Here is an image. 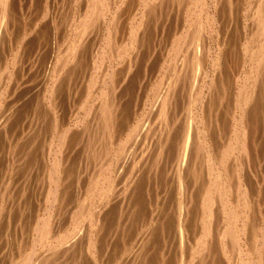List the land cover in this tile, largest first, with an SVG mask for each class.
<instances>
[{"label": "rangeland", "instance_id": "1", "mask_svg": "<svg viewBox=\"0 0 264 264\" xmlns=\"http://www.w3.org/2000/svg\"><path fill=\"white\" fill-rule=\"evenodd\" d=\"M127 1L105 0V6H103L105 10L101 13L100 5L97 4L102 3L103 0H5V9L2 8L4 13L0 14V264H21L22 261L23 264H186V262L188 264L192 262L193 264L207 262L208 264H236V261L237 264H243L246 259L247 264H255L257 259L256 264H262V261L264 262V256H262L264 255V236L261 235L262 232L264 234V60L261 59L262 57L264 59L262 56V53L264 54V0H129L131 1H128L129 4ZM91 2L97 5L95 8L97 7V14L100 15L99 21H96L98 15L96 14V17L95 14L90 13L91 10L89 11L90 6H93ZM130 7H133L134 11ZM88 13L94 17H91L90 22L86 21ZM85 16L86 19H84ZM81 18L84 19L82 22L86 23L78 25L81 23L79 22ZM104 18L107 20L105 21ZM116 19L118 21L115 22ZM84 24H87L85 29L82 28ZM74 28L79 29L75 31ZM77 33L84 34L78 36ZM72 36L76 37L72 39ZM197 36L200 38L195 41L194 38ZM119 37H122V40ZM190 38H193V42ZM71 40L73 41L70 44ZM196 44L200 45L196 46ZM178 55L179 57L181 55L183 63L179 57H176ZM192 57L194 62L190 60ZM257 61L258 65H256ZM69 63L72 64L69 65ZM198 65H201L200 68ZM196 68L199 70L198 73ZM95 69L97 72H94ZM192 77L196 79L193 80ZM160 82L162 84L158 85ZM166 85L169 87L164 89ZM171 86L173 89L170 88ZM154 93H156L155 97L152 95ZM120 95L122 101H119ZM102 96L105 98L103 101ZM159 97L161 100L157 99ZM192 99L198 101L195 102ZM102 102L107 103L109 109L106 107V110H103L100 106ZM162 107H165L164 111L161 110ZM242 115L245 117L242 118ZM101 116L103 120L100 119ZM118 120L119 126L116 123ZM245 123L248 124V129L246 125H242ZM98 124L99 127L96 126ZM130 127H133L132 131ZM100 134L106 140L101 138ZM61 136L62 141H65L60 142ZM239 139L245 140L246 143L245 141L241 143ZM69 141L72 142L71 145ZM247 150L248 153H246ZM226 151L229 155H224ZM63 156L64 158H61ZM206 157L208 160L205 159ZM57 160H60L61 164L58 165L60 167L55 165ZM114 168L117 169L114 170ZM214 169H218L216 170L218 173H214ZM209 179L214 182L211 183ZM54 180L57 181L56 185ZM91 182L103 192H99L100 189L95 184L96 188H93ZM110 183L114 190L110 187ZM247 184L248 186L250 184V187L246 186ZM56 190L59 198L57 195V198H53L52 194ZM208 195L212 199L210 197L209 199ZM52 198L55 202L53 204L49 200ZM200 199L203 200L202 203ZM101 204L103 206H100ZM210 213L214 215H209ZM92 216L96 218L94 223ZM97 217L102 219L98 222ZM213 218L214 221H212ZM43 223L49 226L47 227L51 232L48 230L47 236L40 237L42 227L38 226ZM245 225L253 229L248 230V227H244ZM226 226L227 229L221 228ZM98 227L104 230L100 232ZM74 228L75 231H73ZM245 233L248 238L245 237ZM248 233L252 237H249ZM203 235L209 239L212 238V241L208 239L207 243L204 242L207 238ZM53 237L58 238L57 241ZM227 237L231 244L226 240ZM44 238L46 239L43 240ZM244 238L249 241L250 246L246 243L247 241L244 242ZM215 239L216 243H214ZM34 240H36L35 243ZM199 242L201 243L197 244ZM58 243L63 244L61 246ZM244 243L247 244V249ZM196 244L197 248H195ZM208 247L212 250L206 249ZM191 249L194 251L191 252ZM236 249L240 250V253ZM53 251L56 255L52 253ZM214 252L217 261L213 259ZM42 253L46 257L50 254L54 257H50V260L45 259ZM212 254L213 258L210 257ZM202 256L207 258L203 259ZM200 257L207 262L201 261ZM241 257L244 261L241 259L238 262ZM44 259L45 262L48 260L50 262L45 263Z\"/></svg>", "mask_w": 264, "mask_h": 264}, {"label": "bare ground", "instance_id": "2", "mask_svg": "<svg viewBox=\"0 0 264 264\" xmlns=\"http://www.w3.org/2000/svg\"><path fill=\"white\" fill-rule=\"evenodd\" d=\"M6 1H7V0H6ZM97 1H100V0H97ZM104 1H105V0H103L102 3H98V2H97V3H98L97 5H100V11H101V13H102V11L105 10V9H104L105 7H103V6H105V5H104ZM112 1H113V0H112ZM128 1H129V0H128ZM128 1H127V3L129 4V2H131V1H129V2H128ZM132 1H135V0H132ZM150 1H151V0H150ZM165 1H166V0H165ZM165 1H164V2H165ZM174 1H175V0H174ZM184 1H185V0H184ZM192 1H194V0H192ZM197 1H198V0H197ZM204 1H205V0H204ZM83 2H84V1H83ZM94 2H96V1H94ZM114 2H115V1H114ZM114 2H113V3H114ZM141 2H142V1H141ZM164 2H163V3H164ZM261 2H262V1H261ZM8 3H9V2H8ZM47 3H48V2H47ZM91 3H93V2H91ZM113 3H112V4H113ZM151 3H152V2H151ZM197 3H198V2H197ZM206 3H207V2H206ZM214 3H215V2H214ZM4 4H5V0H0V14H1V15H2V13H4V11H3V9H5ZM105 4H106V3H105ZM114 4H115V3H114ZM142 4H143V2H142ZM147 4H148V3H147ZM204 4H205V3H204ZM207 4H209V3H207ZM211 4H212V2H211ZM263 4H264V3H263ZM48 5H49V4H48ZM97 5H96V3H95V4L93 3V6L91 5L90 8H89V11L91 10L90 13H91V14H95L94 16H96V14H97V9H96L97 7L95 8V6H97ZM118 5H119V4H118ZM118 5H117V6H118ZM145 5H146V2H145ZM153 5H154V4H153ZM180 5H181V4H180ZM196 5H197V4H196ZM214 5H215V4H214ZM214 5H212V6H214ZM106 6H107V4H106ZM151 6H152V4H151ZM157 6H158V5H157ZM170 6H171V5H170ZM182 6H184V5H182ZM194 6H195V5H194ZM197 6H198V5H197ZM200 6H201V4H200ZM209 6H210V5H209ZM259 6H260V5H259ZM57 7H58V6H57ZM87 7H88V4H87ZM108 7H109V6H108ZM119 7H120V6H119ZM123 7H124V6H123ZM133 7H134V6H133ZM133 7H130V8H132V10H133ZM153 7H154V6H153ZM205 7H206V6H205ZM216 7H217V6H216ZM2 8H3V9H2ZM19 8H20V7H19ZM121 8H122V6H121ZM121 8H120V9H121ZM145 8H146V7H145ZM148 8H149V6H148ZM172 8H173V7H172ZM176 8H178V7H176ZM189 8H190V7H189ZM192 8H194V7H192ZM256 8H257V7H256ZM65 9H66V8H65ZM107 9H108V8H107ZM120 9H119V10H120ZM122 9H123V8H122ZM122 9L120 10L121 12H122ZM195 9H196V7H195ZM207 9H208V8H207ZM211 9H213V8H211ZM9 10H10V9H9ZM15 10H16V9H15ZM76 10H77V9H76ZM145 10H146V9H145ZM184 10H185V9H184ZM199 10H201V9H199ZM215 10H216V9H215ZM261 10H262V9H261ZM24 11H25V10H24ZM85 11H86V10H85ZM107 11H108V10H107ZM116 11H117V10H116ZM133 11H134V10H133ZM147 11H148V10H147ZM151 11H152V10H151ZM190 11H191V10H190ZM192 11H193V9H192ZM201 11H202V10H201ZM11 12H12V11H11ZM46 12H47V11H45V13H46ZM131 12H132V11H131ZM263 12H264V11H263ZM86 13H87V12H86ZM90 13H88V15H87V16H88V17H87V20H86L87 22H90L89 20H92L91 17H93V16H92ZM107 13H108V12H107ZM114 13H116V12H114ZM117 13H118V12H117ZM124 13H125V12H124ZM137 13H138V12H137ZM200 13H201V12H200ZM258 13H260V11H259ZM99 14H100V12H99ZM105 14H106V13H105ZM135 14H136V13H135ZM152 14H153V13H152ZM192 14H193V13H192ZM219 14H220V13H219ZM252 14H253V13H252ZM1 15H0V17H1ZM9 15H10V14H9ZM85 15H86V14H85ZM97 15H98V14H97ZM108 15H109V13H108ZM144 15H145V13H144ZM187 15H188V14H187ZM254 15H255V13H254ZM83 16H84V15H83ZM83 16H82V17H83ZM102 16H103V15H101V17H102ZM142 16H143V14H142ZM142 16H141V17H142ZM145 16H146V15H145ZM150 16H151V15H150ZM192 16H194V15H192ZM203 16H204V15H203ZM209 16H210V15H209ZM43 17H44V16H43ZM96 17H97V16H96ZM113 17H114V16H113ZM199 17H200V16H199ZM225 17H226V16H225ZM14 18H15V17H14ZM79 18H80V17H79ZM79 18H78V19H79ZM93 18H94V17H93ZM99 18H100V15H98L96 21H97ZM127 18H128V17H127ZM130 18H131V20H132V17H130ZM142 18H144V17H142ZM188 18H190V17H188ZM192 18H193V17H192ZM195 18H198V17L195 16ZM202 18H203V17H202ZM260 18H261V17H260ZM84 19H86V16H85ZM84 19L81 18V21H79V22H81V23H78V21H77L78 25H80V24H82V23H86V22H82V20H84ZM104 19H105V18H104ZM110 19H111V18H110ZM190 19H191V18H190ZM207 19H209V18H207ZM212 19H213V18H212ZM250 19H251V14H250ZM261 19H262V18H261ZM102 20H103V19H102ZM106 20H107V19H105V21H106ZM120 20H121V19H120ZM128 20H129V19H128ZM199 20H200V19H199ZM253 20H255V18H254ZM262 20H263V19H262ZM9 21H10V20H9ZM67 21H68V20H67ZM96 21H95V22H96ZM98 21H99V20H98ZM100 21H101V20H100ZM116 21H118V20L116 19L115 22H116ZM208 21H209V20H208ZM211 21H213V20H211ZM211 21H210V22H211ZM216 21H217V20H216ZM75 22H76V21H75ZM101 22H102V21H101ZM126 22H127V21H126ZM142 22H143V21H142ZM142 22H141V23H142ZM200 22H201V21H200ZM73 23H74V22H73ZM73 23H72V24H73ZM98 23H99V22H98ZM105 23H106V22H105ZM110 23H111V22H110ZM119 23H120V22H119ZM138 23H140V21H139ZM197 23H199V21H198ZM201 23H203V22H201ZM205 23H206V22H205ZM208 23H209V22H208ZM213 23H215V22H213ZM1 24H3V23H1ZM33 24H34V23H33ZM72 24H71V25H72ZM94 24H95V23H94ZM94 24H93V25H94ZM120 24H121V23H120ZM129 24H130V23H129ZM188 24H189V23H188ZM69 25H70V24H69ZM73 25H74V24H73ZM99 25H100V23H99ZM99 25H98V26H99ZM108 25H109V24H108ZM113 25H114V24H113ZM115 25H116V24H115ZM124 25H125V23H124ZM126 25H127V23H126ZM131 25H133V24H131ZM190 25H191V24H190ZM190 25H189V26H190ZM205 25H206V24H205ZM208 25H209V24H208ZM261 25H262V24H261ZM1 26H2V25H1ZM34 26H35V25H34ZM65 26H66V25H65ZM74 26H75V25H74ZM81 26H82V25H81ZM81 26H80V27H81ZM96 26H97V25H96ZM116 26H117V25H116ZM122 26H123V25H122ZM147 26H148V25H147ZM197 26H198V24H197ZM197 26H196V27H197ZM202 26H203V25H202ZM35 27H36V26H35ZM75 27H76V26H75ZM80 27H79V28H80ZM86 27H87V24H84V25L82 26V28H84V29H85ZM102 27H103V26H102ZM102 27H101V28H102ZM204 27H205V26H204ZM255 27H256V26H255ZM258 27H259V26H258ZM70 28H71V27H70ZM79 28H78V29H79ZM89 28H90V27H89ZM92 28H93V26H92ZM92 28H91V29H92ZM94 28H95V27H94ZM108 28H109V27H108ZM123 28H124V27H123ZM205 28H207V27H205ZM231 28H232V27H231ZM261 28H262V26H261ZM71 29H72V28H71ZM74 29H75V31H78V29H76V28H74ZM119 29H120V27H119ZM133 29H134V28H133ZM138 29H139V28H138ZM189 29H190V27H189ZM193 29H194V28H193ZM262 29H263V28H262ZM82 30H83V29H82ZM88 30H89V29H88ZM112 30H114V28H113ZM120 30H121V29H120ZM120 30H119V31H120ZM124 30H125V29H124ZM141 30H142V29H141ZM190 30H191V29H190ZM196 30H197V28L195 29V32H196ZM73 31H74V30H73ZM80 31H81V28H80ZM80 31H79V32H80ZM98 31H99V30H98ZM121 31H123V30H121ZM128 31H129V30H128ZM131 31H132V30H131ZM142 31H143V30H142ZM255 31H256V30H255ZM82 32H83V31H82ZM87 32H88V31H87ZM195 32H194V33H195ZM219 32H220V30H219ZM73 33H74V32H73ZM112 33L114 34V32H112ZM118 33H119V32H118ZM131 33H132V32H131ZM144 33H145V32H144ZM188 33H190V32H188ZM204 33H205V32H204ZM204 33H203V34H204ZM23 34H24V33H23ZM45 34H46V33H45ZM81 34H82V33H80V34L78 35V33H77L78 36H80ZM83 34H84V33H83ZM83 34H82V35H83ZM113 34H112V35H113ZM138 34H139V33H138ZM191 34H193V33H191ZM203 34H202V35H203ZM205 34H207V33H205ZM74 35H75V34H74ZM108 35H110V34H108ZM174 35H175V34H174ZM67 36H68V35H67ZM175 36H176V35H175ZM182 36H183V35H182ZM182 36H181V37H182ZM199 36H200V34H199ZM199 36H197V38H194L195 41H196V39L200 38ZM11 37H12V36H11ZM75 37H76V36H75ZM75 37L72 36V39H74ZM126 37H127V36H126ZM179 37H180V36H178V38H179ZM186 37H187V36H186ZM186 37H185V39H186ZM195 37H196V36H195ZM202 37H204V35H203ZM256 37H257V36H256ZM106 38L108 39V37H106ZM109 38H110V37H109ZM111 38H112V36H111ZM119 38H120V37H119ZM121 38H122V37H121ZM121 38H120V39H121ZM204 38H205V37H204ZM81 39H82V38H81ZM83 39H84V38H83ZM190 39H191V38H190ZM190 39H189V40H190ZM192 39H193V38H192ZM192 39H191V40H192ZM202 39H203V38H202ZM213 39H214V38H213ZM78 40H79V39H78ZM84 40H85V39H84ZM115 40L118 41V39H115ZM121 40H122V39H121ZM173 40H174V39H173ZM173 40H172V41H173ZM178 40H179V39H178ZM181 40H182V39H181ZM205 40H207V39H205ZM205 40H204V41H205ZM5 41H6V40H5ZM72 41H73V40H71L69 43L71 44ZM79 41H80V40H79ZM82 41H83V40H82ZM82 41H81V42H82ZM117 41H116V43H117ZM119 41H120V40H119ZM201 41H202V40H201ZM220 41H221V40H220ZM252 41H253V40H252ZM22 42H23V41H22ZM81 42H80V43H81ZM108 42H109V41H108ZM113 42L115 43V41H113ZM175 42H176V39H175ZM177 42H178V41H177ZM179 42H180V41H179ZM183 42H185V41H183ZM192 42H193V40H192ZM192 42H191V43H192ZM205 42H206V41H205ZM205 42H204V43H205ZM246 42H247V41H246ZM258 42H259V41H258ZM80 43H79L78 45H80ZM139 43H140V42H139ZM194 43H195V42H194ZM196 43H197V42H196ZM211 43H212V42H211ZM219 43H220V42H219ZM104 44H105V43H104ZM112 44H113V43H111V45H112ZM134 44H135V43H134ZM140 44H141V43H140ZM172 44H173V43H172ZM176 44H177V43H176ZM38 45H39V44H38ZM75 45H76V44H75ZM78 45H77V46H78ZM82 45H83V44H82ZM109 45H110V44H109ZM114 45H116V44H114ZM119 45H120V43H119ZM170 45H171V44H170ZM173 45H175V44H173ZM173 45H172V46H173ZM197 45H200V44H196V46H197ZM245 45H246V44H245ZM73 46H74V44H73ZM117 46H118V45H117ZM117 46H116V47H117ZM121 46H122V45H121ZM178 46H179V45H178ZM188 46H189V45H188ZM192 46H193V45H191V47H192ZM203 46H204V45H203ZM203 46H202V48H204ZM255 46H256V45H255ZM262 46H263V45H262ZM21 47H22V46H21ZM109 47H110V46H109ZM122 47H123V46H122ZM176 47H177V46H176ZM181 47H183V45H182ZM189 47H190V46H189ZM199 47H200V46H199ZM206 47H207V46H206ZM206 47H205V48H206ZM63 48H64V47H63ZM73 48H74V47H73ZM101 48H103V47H101ZM106 48H107V47H106ZM120 48H121V47H120ZM169 48H170V47H169ZM195 48H196V47H195ZM195 48H193V49L191 48V49L194 50ZM200 48H201V47H200ZM257 48H258V47H257ZM69 49H70V47H69ZM71 49H72V48H71ZM76 49H77V48H76ZM79 49H80V48H79ZM79 49H78V50H79ZM108 49H109V48H108ZM113 49H115V48H113ZM129 49H131V48H129ZM174 49H176V48H174ZM197 49H198V47H197ZM253 49H254V48H253ZM186 50H187V49H186ZM207 50H208V49H207ZM114 51L116 52V49H115ZM175 51H176V50H175ZM76 52H77V51H76ZM111 52H112V51H111ZM133 52H134V51H133ZM181 52H182V51H181ZM181 52H180V53H181ZM17 53H18V52H17ZM70 53H71V52H70ZM77 53H78V52H77ZM178 53H179V52H178ZM186 53H187V52H186ZM101 54H102V53H101ZM108 54H109V53H108ZM110 54H112V53H110ZM184 54H185V52H184ZM195 54H197V53H195ZM255 54H256V53H255ZM63 55H64V54H63ZM73 55H74V54H73ZM105 55H106V54H105ZM133 55H134V54H133ZM175 55H176V54H175ZM16 56H17V55H16ZM76 56H77V55H76ZM80 56H81V55H80ZM108 56H110V55H108ZM113 56H114V55H113ZM173 56H174V54H173ZM185 56H186V55H185ZM185 56H184V57H185ZM262 56H264L263 53H262ZM262 56H261V57H262ZM66 57H67V56H66ZM66 57H65V59H66ZM73 57H75V56H73ZM78 57H79V56H78ZM104 57H105V56H104ZM116 57H117V56H116ZM170 57H171V56H170ZM176 57H179V55L176 56ZM180 57H181V55H180ZM180 57H179V58H180ZM223 57H225V56H223ZM76 58H77V57H76ZM76 58H75V59H76ZM79 58H80V57H79ZM182 58H183V57H182ZM194 58H195V57H194ZM253 58H254V57H253ZM61 59H62V58H61ZM201 59H202V58H201ZM68 60H69V58H68ZM102 60H103V59H102ZM169 60H170V59H169ZM174 60H176V59L174 58ZM178 60H179V59H178ZM180 60H181V58H180ZM183 60H184V59H183ZM186 60H187V59H186ZM190 60L193 61V57H192V59H190ZM194 60H195V59H194ZM249 60H250V59H249ZM261 60H262V61L264 60L263 57H262ZM195 61H198V60H195ZM66 62H67V61H66ZM167 62H168V61H167ZM167 62H166V64H167ZM181 62L183 63L184 61L181 60ZM193 62H194V61H193ZM60 63H61V62H60ZM63 63H64V62H63ZM63 63H62V66H63ZM200 63H201V60H200ZM202 63H203V62H202ZM221 63H222V62H221ZM221 63H220V64H221ZM70 64H72V63H69V65H70ZM81 64H82V63H81ZM223 64H224V63H223ZM223 64H222V65H223ZM255 64H256V62H255ZM183 65H184V64H183ZM209 65H210V64H209ZM218 65H219V64H218ZM226 65H227V64H226ZM256 65H258V61H257V64H256ZM256 65H255V68H256ZM262 65H263V63H262ZM58 66H59V64H58ZM126 66H127V65H126ZM179 66H180V65H179ZM200 66H201V65H200ZM200 66L198 65L199 68H200ZM18 67H19V66H18ZM167 67H168V66H167ZM174 67H175V66H174ZM251 68H252V67H251ZM52 69H53V68H52ZM67 69H68V68H67ZM75 69H76V68H75ZM174 69H175V68H174ZM181 69H182V68H181ZM197 69H198V68H196V70H197ZM218 69H219V68H218ZM257 69H260V68L257 67ZM6 70H7V69H6ZM14 70H15V69H14ZM41 70H42V69H41ZM54 70H55V69H54ZM59 70H60V69H59ZM68 70H69V69H68ZM110 70H112V69H110ZM172 70H173V69H172ZM183 70H184V69H183ZM186 70H187V69H186ZM55 71H56V70H55ZM69 71H70V70H69ZM69 71H68V72H69ZM105 71H106V69H105ZM120 71H121V70H120ZM177 71H178V70H177ZM181 71H182V70H181ZM184 71H185V70H184ZM198 71H199V70H197L196 72L198 73ZM250 71H251V70H250ZM254 71H256V70H254ZM58 72H59V71H58ZM58 72H57V73H58ZM94 72H97L96 69H95ZM126 72H127V70H126ZM173 72H174V71H173ZM196 72H194V73H196ZM256 72H257V71H256ZM259 72H260V71H259ZM52 73H53V72H51V74H52ZM110 73H111V71H110ZM134 73H135V72H134ZM170 73H171V72H170ZM175 73H177V72H175ZM175 73H173V74H175ZM250 73H251V72H250ZM45 74H46V73H45ZM60 74H61V73H60ZM60 74H59V75H60ZM64 74H65V73H64ZM177 74H178V73H177ZM180 74H181V72H180ZM213 74H214V73H213ZM248 74H249V73H248ZM73 75H74V74H73ZM77 75H78V74H77ZM95 75H97V74H95ZM105 75H106V74H105ZM109 75H110V74H109ZM114 75H115V73H114ZM178 75H179V74H178ZM195 75H196V74H195ZM197 75H198V74H197ZM218 75H219V74H218ZM255 75H256V73H255ZM12 76H13V75H12ZM64 76H65V75H64ZM81 76H82V75H81ZM91 76H92V75H91ZM103 76H104V75H103ZM103 76H101V77L103 78ZM111 76H112V75H111ZM207 76H208V75H207ZM257 76H258V75H257ZM57 77H58V76H57ZM165 77H166V76H165ZM214 77H215V76H214ZM222 77H223V76H222ZM24 78H25V77H24ZM49 78H50V77H49ZM97 78H98V77H97ZM109 78H110V77H109ZM112 78H113V77H112ZM121 78H122V77H121ZM125 78H126V77H125ZM168 78H169V77H168ZM170 78H171V77H170ZM170 78H169V79H170ZM175 78H176V77H175ZM189 78H190V77H189ZM192 78H193V77H192ZM210 78H211V77H210ZM210 78H209V79H210ZM51 79H52V78H51ZM95 79H96V78H95ZM99 79H101V78H99ZM171 79H172V78H171ZM195 79H196V78H195ZM195 79L193 78V80H195ZM211 79H212V78H211ZM211 79H210V80H211ZM220 79H221V76H220ZM220 79H219V81H220ZM253 79H254V78H253ZM253 79H252V80H253ZM256 79H257V78H256ZM107 80H108V78H107ZM210 80H209V81H210ZM216 80H217V79H216ZM37 81H38V80H37ZM54 81H55V80H54ZM99 81H100V80H99ZM103 81H104V80H103ZM105 81H106V79H105ZM211 81H212V80H211ZM242 81H243V80H242ZM254 81H255V80H254ZM93 82H94V81H93ZM119 82H120V81H119ZM121 82H123V81H121ZM163 82H164V80H163ZM175 82H176V81H175ZM175 82H174V83H175ZM190 82H191V81H190ZM190 82H189V84H190ZM213 82H214V80H213ZM213 82H212V84H214ZM252 82H253V81H252ZM260 82H261V81H260ZM45 83H46V82H45ZM99 83H100V82H99ZM101 83H102V82H101ZM101 83H100V84H101ZM115 83H116V81H115ZM171 83H172V81H171ZM193 83H195V81H194ZM203 83H204V82H203ZM47 84H48V83H47ZM47 84H46V85H47ZM52 84H53V83H52ZM108 84H109V83H108ZM108 84H107V85H108ZM112 84H113V83H112ZM120 84H122V83H120ZM160 84H162V83L160 82L158 85H160ZM163 84H164V83H163ZM212 84H211V85H212ZM55 85H56V84H55ZM89 85H90V84H89ZM105 85H106V84H105ZM158 85H157V89H158ZM167 85H168V84H167ZM167 85H166V86H167ZM170 85H171V84H170ZM172 85H173V84H172ZM176 85H177V82H176ZM176 85H174V86H176ZM192 85H193V84H192ZM49 86H52V85H49ZM56 86H57V85H56ZM250 86H251V85H250ZM159 87H160V86H159ZM163 87H164V86H163ZM168 87H169V86L164 87V89H166V88H168ZM211 87H212V86H211ZM213 87H214V86H213ZM241 87H242V86H241ZM248 87H249V86H248ZM49 88H50V87H49ZM49 88H48V89H49ZM51 88H53V87H51ZM60 88H61V87H60ZM92 88H93V86H92ZM92 88H90V89H92ZM108 88H109V87H108ZM115 88H116V87H115ZM170 88H172V86H171ZM170 88H169V89H170ZM193 88H194V87H193ZM208 88H209V87H208ZM238 88H239V87H238ZM26 89H27V88H26ZM103 89H104V88H103ZM105 89H106V88H105ZM110 89H111V88H110ZM116 89H118V88H116ZM172 89H173V88H172ZM212 89H213V88H212ZM240 89H241V88H240ZM255 89H256V88H255ZM255 89H254V90H255ZM44 90H45V89H44ZM49 90H50V89H49ZM54 90H55V89H54ZM176 90H177V89H176ZM214 90H215V89H214ZM221 90H222V89H221ZM254 90H253V91H254ZM31 91H32V90H31ZM31 91H30V92H31ZM51 91H53V90L51 89ZM51 91H50V92H51ZM105 91H106V90H105ZM107 91H108V90H107ZM118 91H119V90H118ZM118 91H116V92H118ZM122 91H124V90H122ZM159 91H160V90H159ZM166 91H167V90H166ZM169 91H170V90H169ZM251 91H252V90H251ZM253 91H252V92H253ZM15 92H16V91H15ZM120 92H121V91H120ZM146 92H147V91H146ZM152 92H153V91H152ZM170 92H171V91H170ZM175 92H176V91H175ZM245 92H246V91H245ZM248 92H249V91H248ZM254 92H255V91H254ZM28 93H29V92H28ZM52 93H53V92H52ZM112 93H113V92H112ZM118 93H119V92H118ZM118 93H117V94H118ZM156 93H157V92H156ZM156 93H154V94H152V95H154V97H155V96H156V95H155ZM160 93H162V91H161ZM160 93H159V94H160ZM163 93H164V92H163ZM168 93H169V92H168ZM168 93H167V94H168ZM172 93H173V90H172ZM172 93H170V94L172 95ZM177 93H178V92H177ZM192 93H193V92H192ZM114 94H115V91H114ZM134 94H135V93H134ZM159 94H157V95L161 97V95H159ZM170 94H169V95H170ZM175 94H176V93H175ZM256 94H257V93H256ZM50 95H51V93H50ZM55 95H56V93H55ZM100 95H101V94H99V96H100ZM115 95H116V94H115ZM115 95H114V96H115ZM162 95H163V94H162ZM193 95H194V94H193ZM209 95H210V94H209ZM249 95H250V94H249ZM254 95H255V94H254ZM33 96H34V95H33ZM43 96H44V95H43ZM43 96H42V97H43ZM93 96H94V95H92V97H93ZM105 96H106V95H104V97H105ZM120 96H121V95H120ZM125 96H126V94H125ZM165 96H167V95L165 94ZM195 96H196V95H195ZM198 96H199V95H198ZM255 96H256V95H255ZM34 97H35V96H34ZM88 97H89V96H88ZM111 97H112V95H111ZM154 97H153V98H154ZM160 97L157 98V99H158V100H161ZM211 97H212V96H211ZM247 97H249V96L247 95ZM43 98H44V97H43ZM52 98H53V97H52ZM54 98H55V97H54ZM56 98H58V97H56ZM56 98H55V99H56ZM114 98H115V97H114ZM164 98H165V97H164ZM178 98H179V97H178ZM178 98H177V99H178ZM196 98H197V97H196ZM199 98H200V97H199ZM212 98H213V97H212ZM241 98H242V97H241ZM97 99H98V98H97ZM99 99H100V98H99ZM103 99H105V98H103V96H102V101H103ZM106 99H107V98H106ZM112 99H113V98H112ZM116 99L118 100L117 97H116ZM185 99H186V98H185ZM244 99H245V98H244ZM249 99H250V98H249ZM38 100H39V99H38ZM108 100H109V99H108ZM120 100L122 101V96H121V99H119V101H120ZM133 100H134V99H133ZM153 100H154V99H153ZM174 100L176 101V99H174ZM174 100H172V101H174ZM193 100L195 101V99H192V101H193ZM12 101H13V100H12ZM83 101H84V100H83ZM112 101H113V100H112ZM177 101H178V100H177ZM197 101H198V100H196L195 102H197ZM249 101H250V100H249ZM105 102H106V100H105ZM105 102H104V103L102 102L103 104L100 105L101 108H103V110H106V107H107V103H105ZM110 102H111V101H110ZM154 102H155V101H154ZM163 102H164V101H163ZM190 102H191V101H190ZM195 102H194V104H195ZM204 102H205V101H204ZM243 102H244V101H243ZM246 102H247V101H246ZM246 102H244V103H246ZM256 102H257V101H256ZM166 103H167V102H166ZM169 103H171V102H169ZM187 103H188V102H187ZM9 104L11 105V103H9ZM97 104H98V102H97ZM104 104H105V105H104ZM119 104H120V103H119ZM157 104H158V103H157ZM161 104H162V103H161ZM173 104H174V103H173ZM10 105H7V106H10ZM13 105H14V104H13ZM13 105H12V106H13ZM46 105H47V104H46ZM95 105H96V104H95ZM120 105H122V104H120ZM120 105H119V106H120ZM144 105H145V104H144ZM169 105H170V104H169ZM263 105H264V104H263ZM55 106H56V105H55ZM61 106H62V105H61ZM81 106H82V105H81ZM96 106H97V105H96ZM159 106H160V105H159ZM180 106H181V105H180ZM197 106H198V105H197ZM249 106H250V105H249ZM35 107H36V106H35ZM167 107H168V106H167ZM191 107H192V106H191ZM79 108H80V107H79ZM162 108H163V109H161V110L164 111V108H165V107H162ZM6 109H7V108H6ZM97 109H98V108H97ZM107 109H109V108L107 107ZM113 109H114V107H113ZM115 109H117V107H116ZM170 109H171V108H170ZM187 109H188V108H187ZM250 109H251V108H250ZM36 110H37V109H36ZM99 110H100V109H99ZM123 110H124V109H123ZM135 110H136V109H135ZM142 110H143V109H142ZM242 110H244V109H242ZM258 110H259V109H258ZM11 111H12V110H11ZM73 111H74V110H73ZM97 111H98V110H97ZM110 111H111V110H110ZM115 111H116V110H115ZM115 111H114V113H116ZM118 111H119V110H118ZM168 111H169V110H168ZM228 111H229V110H228ZM239 111H241V110H239ZM40 112H41V111H40ZM68 112H69V111H68ZM108 112H109V111H108ZM112 112H113V111H112ZM112 112H111V113H112ZM121 112H122V111H121ZM123 112H124V111H123ZM146 112H147V111H146ZM165 112H166V111H165ZM165 112H164V113H165ZM118 113H119V112H118ZM124 113H125V112H124ZM160 113H161V112H160ZM162 113H163V112H162ZM169 113H170V112H169ZM210 113H211V112H210ZM231 113H232V112H231ZM244 113H245V112H243V114H244ZM261 113H262V112H261ZM13 114H14V113H13ZM101 114H102V112H101ZM103 114H104V113H103ZM112 114H113V113H112ZM121 114H122V113H121ZM153 114H154V113H153ZM253 114H254V113H253ZM5 115H6V114H5ZM124 115H125V114H124ZM238 115H239V114H238ZM38 116H39V115H38ZM44 116H45V115H44ZM110 116H111V115H110ZM158 116H160V115H158ZM165 116H166V115H165ZM242 116H243V115H242ZM65 117H66V116H65ZM98 117H99V116H98ZM105 117H106V116H105ZM167 117H168V115H167ZM188 117H189V116H188ZM203 117H205V116H203ZM244 117H245V116H243L242 118H244ZM249 117H250V116H249ZM111 118H112V116H111ZM141 118H142V117H140V119H141ZM151 118H152V117H151ZM239 118H240V117H239ZM254 118H255V117H254ZM95 119H96V118H95ZM97 119H98V118H97ZM100 119L103 120V119H102V116H101ZM164 119H166V118H164ZM168 119H169V118H168ZM1 120H2V119H1ZM38 120H39V119H38ZM108 120H109V118H108ZM108 120H107V121H108ZM123 120H124V119H123ZM162 120H163V119H162ZM166 120H167V119H166ZM240 120L242 121L241 118H240ZM244 120H245V119H244ZM107 121H106V122H107ZM121 121H122V120H121ZM138 121L140 122L139 119H138ZM141 121H142V120H141ZM150 121H151V120H150ZM169 121H170V120H169ZM196 121H197V120H196ZM246 121H247V119H246ZM110 122H111V121H110ZM110 122H108V123H110ZM122 122H123V121H122ZM130 122H131V121H130ZM130 122H129V123L127 122V123L130 124ZM147 122H148V121H147ZM194 122H195V121H194ZM235 122H236V121H235ZM238 122H239V121H238ZM243 122H244V121H243ZM33 123H34V122H33ZM116 123H118V126H119V120H118ZM132 123H133V122H132ZM163 123H164V122H163ZM1 124H4V123H1ZM102 124H103V123H102ZM122 124L124 125V122H123ZM140 124H141V128H142V123H140ZM144 124H145V123H144ZM202 124H203V123H202ZM239 124H240V123H239ZM250 124H251V123H250ZM100 125H101V124H100ZM105 125H106V124H105ZM123 125H122V126H123ZM166 125H167V123H166ZM195 125H196V124H195ZM195 125H194V126H195ZM242 125H246V128H247V126H248L247 123L242 124ZM257 125H258V124H257ZM30 126H31V125H30ZM96 126L99 127V124L96 125ZM111 126H112V125H111ZM116 126H117V125H116ZM126 126H127V125H126ZM194 126H192V127H194ZM203 126H204V125H203ZM207 126H208V125H207ZM238 126H239V125H238ZM1 127H2V126H1ZM100 127H101V126H100ZM114 127H115V126H114ZM123 127H125V125H124ZM139 127H140V126H139ZM143 127L146 128V126H143ZM167 127H168V126H167ZM177 127H178V126H177ZM185 127H186V126H185ZM234 127H235V126H234ZM101 128H103V126H102ZM132 128H133V127H132ZM132 128L130 127V131H132ZM159 128H160V127H159ZM186 128H187V127H186ZM196 128H197V127H196ZM239 128H240V127H239ZM243 128H244V127H243ZM246 128H245V129H246ZM248 128H249V127H248ZM248 128H247V129H248ZM256 128H257V127H256ZM95 129H96V128H95ZM95 129H94V131H95ZM103 129H104V128H103ZM108 129H109V128H108ZM111 129H112V128H110V130H111ZM134 129H135V128H134ZM134 129H133V130H134ZM139 129H140V128H139ZM146 129H147V128H146ZM148 129H149V128H148ZM148 129H147V130H148ZM194 129H195V128H194ZM197 129H198V128H197ZM241 129H242V127H241ZM247 129H246V130H247ZM251 129H253V128L251 127ZM118 130H119V129H118ZM140 130H141V129H140ZM184 130H186V129H184ZM190 130H191V129H190ZM201 130H202V129H201ZM84 131H85V129H84ZM101 131L103 132L102 129H101ZM112 131H113V129H112ZM120 131H121V129H120ZM134 131H135V130H134ZM134 131H133V132H134ZM166 131H167V130H166ZM171 131H172V129H171ZM177 131H178V130H177ZM179 131H180V129H179ZM192 131H195V130H192ZM198 131H199V129H198ZM212 131H213V130H212ZM242 131H243V129H242ZM242 131H241V132H242ZM251 131H252V130H250V132H251ZM99 132H100V131H99ZM143 132H144V131H143ZM148 132H149V131H148ZM161 132H162V131H161ZM103 133H104V132H103ZM108 133H109V132H108ZM125 133H126V132H125ZM144 133H145V132H144ZM163 133H164V132H163ZM198 133H199V132H198ZM198 133H197V134H198ZM235 133H236V132H235ZM238 133H239V132H238ZM243 133H244V132H243ZM243 133H241V134H243ZM28 134H29V133H28ZM101 134H102V133H101ZM101 134H100V135H101ZM132 134H133V133H132ZM142 134H143V133H142ZM188 134H189V133H188ZM232 134H233V133H232ZM241 134H240V135H241ZM61 135H63V133H61ZM114 135H116V133H114ZM114 135H113V136H114ZM126 135H127V134H126ZM144 135H145V134H144ZM148 135H149V134H148ZM181 135H182V134H181ZM195 135H196V134H195ZM224 135H225V134H224ZM236 135H237V134H236ZM69 136H70V135H69ZM127 136H128V135H127ZM127 136H126V139H127ZM212 136H213V135H212ZM26 137H27V136H26ZM102 137H103V135H101V138H102ZM128 137H129V136H128ZM140 137H141V136H140ZM157 137H158V136H157ZM235 137H236V136H235ZM245 137H246V136H245ZM250 137H251V136H250ZM60 138H61V139H59V140H60V142H61V141H62V136H61ZM63 138H65V137H63ZM73 138H74V137H73ZM89 138H91V137H89ZM103 138H105V137H103ZM112 138H113V137H112ZM112 138H111V139H112ZM117 138H118V137H117ZM133 138H134V136H133ZM195 138H196V137H195ZM204 138H205V137H204ZM217 138H218V137H217ZM241 138L243 139V138H244V135H243ZM114 139H115V138H114ZM144 139H145V138H144ZM157 139H158V138H157ZM192 139H193V138H192ZM242 139H239V140L242 141L241 143H244L243 141H245V140H242ZM246 139H247V137H246ZM100 140H102V139H100ZM105 140H106V138H105ZM105 140H104V141H105ZM116 140H117V139H116ZM118 140H119V139H118ZM128 140H129V139H128ZM167 140H168V139H167ZM63 141H65V140H63ZM63 141H62V142H63ZM72 141H73V140H72ZM122 141H123V140H122ZM188 141H189V140H188ZM198 141H200V140H198ZM105 142H106V144H108L107 141H105ZM110 142H111V141H110ZM114 142H115V141H114ZM126 142H127V141H126ZM126 142H124V144H125ZM185 142H186V141H185ZM204 142H206V141H204ZM248 142H249V141H247V143H248ZM69 143H70V141H69ZM76 143H77V142H76ZM111 143H112V142H111ZM111 143H110V144H111ZM122 143H123V142H122ZM127 143H128V142H127ZM130 143H131V142H130ZM197 143H198V142H197ZM227 143H228V142H227ZM237 143H238V140H237ZM245 143H246V141H245ZM71 144H72V142L70 143V145H71ZM110 144H109V145H110ZM116 144H117V143H116ZM202 144H203V143H202ZM238 144H239V143H238ZM61 145H62V143H61ZM185 145H186V143H185ZM197 145H198V144H197ZM226 145H227V144H226ZM228 145H229V144H228ZM240 145H241V144H240ZM245 145H246V144H245ZM29 146H30V145H29ZM112 146H113V143H112ZM160 146H161V144H160ZM179 146H180V145H179ZM235 146H236V145H235ZM242 146H243V144H242ZM246 146H247V145H246ZM90 147H91V146H90ZM187 147H188V146H187ZM59 148H61V147H59ZM119 148H120V147H119ZM119 148H118V149H119ZM159 148H160V147H159ZM166 148H168V147H166ZM169 148H170V147H169ZM207 148H208V146H207ZM61 149H62V148H61ZM178 149H179V148H178ZM198 149H199V148H198ZM224 149H225V148H224ZM227 149H229V148H227ZM249 149H250V147H249ZM252 149H253V148H252ZM8 150H9V148H8ZM64 150H65V149H64ZM66 150H67V149H66ZM68 150H69V149H68ZM124 150H125V149H124ZM240 150H241V149H240ZM71 151H72V150H71ZM131 151H132V150H131ZM176 151H177V150H176ZM234 151H235V149H234ZM244 151H245V150H244ZM244 151H243L242 153H243V155L245 156L246 154H244ZM31 152H32V151H31ZM116 152H118V151H116ZM226 152H227V151H226ZM229 152H230V150H229ZM110 153H111V152H110ZM125 153H126V152H125ZM129 153H130V152H129ZM152 153H153V152H152ZM180 153H181V152H180ZM209 153H210V152H209ZM221 153H222V152H221ZM223 153H225V152H223ZM239 153H240V152H239ZM246 153H248V150H247ZM65 154H66V153H65ZM90 154H91V153H90ZM112 154H113V153H112ZM114 154H115V152H114ZM119 154H120V153H119ZM123 154H124V153H123ZM200 154H201V153H200ZM200 154H199V155H200ZM202 154H203V153H202ZM227 154H228V152H227L226 154H224V155H227ZM61 155H62V154H61ZM61 155H60V156H61ZM117 155H118V154H117ZM209 155H210V154H209ZM228 155H229V154H228ZM243 155H242V156H243ZM21 156H22V155H21ZM68 156H69V155H68ZM110 156H111V155H110ZM118 156H119V155H118ZM124 156L126 157V154H125ZM222 156H223V155H222ZM233 156H234V155H233ZM108 157H109V156H108ZM115 157H117V156H115ZM178 157H179V156H178ZM184 157H185V156H184ZM184 157H183V158H184ZM216 157H217V155H216ZM223 157H226V156H223ZM46 158H47V157H46ZM61 158H64V156L61 157ZM65 158H66V157H65ZM113 158H114V157H113ZM118 158H120V157H118ZM207 158H208V157H206L205 159H207ZM107 159L110 160V158H107ZM115 159H116V158H115ZM210 159H211V158H210ZM210 159H209V160H210ZM217 159H218V158H217ZM66 160H67V159H66ZM116 160H117V159H116ZM116 160L114 161L115 164H117V163H116ZM155 160H156V159H155ZM182 160H183V159H182ZM207 160H208V159H207ZM211 160H212V159H211ZM211 160H210V161H211ZM220 160H221V159H219V161H220ZM232 160H233V159H232ZM23 161H24V160H23ZM59 161H60V160H59ZM59 161L57 160V163H55V165H56L57 167H60V166H58L59 164H61ZM102 161H104V160H102ZM110 161H111V160H110ZM110 161H109V162H110ZM118 161H119V159H118ZM123 161H124V160H123ZM175 161H176V160H175ZM189 161H190V160H189ZM58 162H59V163H58ZM90 162H91V161H90ZM99 162H100V161H99ZM107 162H108V161H107ZM121 162H122V161H121ZM137 162H138V161H137ZM181 162H182V161H181ZM206 162H207V161H206ZM206 162H205V163H206ZM220 162H221V161H220ZM232 162H233V161H232ZM103 163H104V162H103ZM110 163H112V162H110ZM118 163H119V162H118ZM147 163H148V162H147ZM147 163H146V164H147ZM211 163H212V161H211ZM222 163H223V162H222ZM226 163H227V162H226ZM115 164H114V165H115ZM141 164H142V163H141ZM178 164H179V162H178ZM178 164H177V165H178ZM181 164H182V163H181ZM209 164H210V163H209ZM220 164H221V163H220ZM243 164H244V163H243ZM55 165H54V166H55ZM65 165H66V164H65ZM109 165H111V164H109ZM254 165H255V164H254ZM54 166H53V167H54ZM56 166H55V167H56ZM105 166H106V165H105ZM227 166H228V165H227ZM55 167L53 168L54 172H56V171H55V169H56ZM62 167L64 168V165H63ZM62 167H61V168H62ZM65 167H66V166H65ZM99 167H100V166H99ZM102 167H103V166H102ZM106 167H107V166H106ZM174 167H175V166H174ZM182 167H183V166H182ZM218 167H219V166H218ZM236 167H237V166H236ZM29 168H30V167H29ZM108 168H109V166H108ZM112 168H113V167H112ZM117 168H118V167H117ZM117 168H116V169H117ZM227 168H229V167H227ZM232 168H233V167H232ZM252 168H253V167H252ZM116 169L114 168V170H116ZM179 169H180V168H179ZM240 169H241V168H240ZM25 170H26V169H25ZM114 170L112 171L113 173H114ZM181 170H182V169H181ZM216 170H218V169H214V170H213L214 173H218V171L216 172ZM225 170H226V169H224V171H225ZM64 171H65V170H64ZM64 171L62 172L63 174L65 173ZM106 171H107V170H106ZM210 171H211V170H210ZM219 171H220V170H219ZM224 171H222V172H224ZM57 172H58V171H57ZM101 172H102V171H100V173H101ZM104 172H105V171H104ZM107 172L110 173L109 171H107ZM112 172H111V173H112ZM235 172H236V170H235ZM51 173H52V172H51ZM58 173H59V172H58ZM62 173H61V174H62ZM68 173H69V172H68ZM220 173H221V172H220ZM29 174H30V173H29ZM47 174H48V173H47ZM97 174H99V173H97ZM104 174H105V173H104ZM226 174L228 175L229 173H226ZM57 175H58V174H57ZM59 175H60V174H59ZM105 175H106V174H105ZM220 175H221V174H220ZM222 175H224V174H222ZM230 175H231V174H230ZM31 176H32V175H31ZM54 176H55V174H54ZM93 176H94V175H93ZM95 176L97 177V175H95ZM99 176H100V175H99ZM101 176H102V174H101ZM108 176H109V175H108ZM210 176H212V175H210ZM210 176H209V177H210ZM235 176H236V175H235ZM55 177H57V176H55ZM104 177H105V176H104ZM115 177H117V176H115ZM115 177H114V178H115ZM228 177H229V176H228ZM244 177H245V176H244ZM48 178H49V177H48ZM53 178H54V177H53ZM57 178H58V177H57ZM99 178H100V177H99ZM101 178H102V177H101ZM108 178H109V177H108ZM108 178H107V179H108ZM110 178H111V177H110ZM114 178H113V179H114ZM194 178H195V177H194ZM214 178H215V176H214ZM214 178L211 177L212 180H213ZM220 178L222 179V176H221ZM59 179H60V178H59ZM69 179H70V178H69ZM97 179H98V178H97ZM228 179H229V178H228ZM233 179H234V178H233ZM240 179H242V178H240ZM62 180H66V179L62 178ZM102 180H104V179H102ZM114 180H115V179H114ZM209 180H210V179H209ZM209 180H208V181H209ZM214 180H215V179H214ZM234 180H235V179H234ZM60 181H61V180H60ZM60 181H59V182H60ZM95 181H96V179H95ZM100 181H101V180H100ZM120 181H121V180H120ZM132 181L135 182V180H132ZM222 181H223V180H222ZM226 181H227V179H226ZM228 181H229V180H228ZM228 181H227V182H228ZM237 181H238V180H237ZM244 181H245V180H244ZM54 182H55V185H56V182H57V181L54 180ZM63 182H64V181H63ZM65 182H66V181H65ZM129 182H130V181H129ZM210 182H211V180H210ZM213 182H214V181H213ZM213 182H211V183H213ZM227 182H226V184H227ZM229 182H230V181H229ZM52 183H53V180H52ZM66 183H67V182H66ZM92 183H93V182H91V185H92ZM111 183H114V182H111ZM111 183H110V187H112V186H111V185H112ZM208 183H209V182H208ZM208 183H207V185H208ZM235 183H236V181H235ZM243 183H244V182H243ZM60 184H61V183H60ZM94 184H95V183H94ZM94 184L92 185V187H93V188H96L97 186H96V184H95L96 187H94ZM131 184H132V183H131ZM133 184H134V183H133ZM222 184H224V181H223ZM237 184H238V182H237ZM91 185H90V186H91ZM103 185H104V184H103ZM113 185H114V184H113ZM129 185H130V184H129ZM137 185H138V184H137ZM207 185H206V186H207ZM219 185H220V184H219ZM57 186H58V185H57ZM59 186H60V185H59ZM64 186L66 187V185H64ZM106 186H107V185H106ZM114 186H116V185H114ZM118 186H119V185H118ZM130 186H131V185H130ZM220 186H221V185H220ZM241 186H242V185H241ZM246 186H248V184H247ZM55 187H56V186H55ZM100 187H101V185H100ZM125 187H126V186H125ZM211 187H213V186H211ZM227 187H228V186H227ZM237 187H238V186H237ZM248 187H250V184H249ZM27 188H28V187H27ZM97 188H99V187H97ZM103 188H104V187H103ZM108 188H109V186H108ZM112 188H113L112 190L115 189L114 187H112ZM127 188H128V187H127ZM138 188H139V187H138ZM168 188H169V187H168ZM99 189H100V188H99ZM99 189H98V190H99ZM106 189H107V188H106ZM130 189H131V188H130ZM130 189H129V190H130ZM169 189H170V188H169ZM172 189H173V188H172ZM211 189H212V188H211ZM217 189H218V188H217ZM221 189H223V188H221ZM221 189H220V190H221ZM225 189H226V188H225ZM238 189H239V188H238ZM243 189H245V187H244ZM248 189H249V188H248ZM59 190H60V189H59ZM61 190H62V187H61ZM91 190H92V189H91ZM109 190H110V189H109ZM209 190H210V188H209ZM223 190H224V189H223ZM234 190H235V189H234ZM246 190H247V189H246ZM249 190H250V189H249ZM252 190H253V189H252ZM66 191H67V190H66ZM92 191H93V190H92ZM94 191H95V190H94ZM127 191H128V190H127ZM240 191H241V190H240ZM56 192H57V190L53 192V194H52V195H53V198H54V197L57 198V197L59 196V195H57ZM85 192H86V191H85ZM99 192H103V191H101V189H100ZM104 192H105V191H104ZM106 192H108V191H106ZM111 192H113V191H111ZM124 192H125V191H124ZM124 192H123V193H124ZM218 192H219V191H218ZM222 192L224 193V191H222ZM248 192H249V191H248ZM248 192H247V193H248ZM60 193L62 194V192H60ZM121 193H122V192H121ZM125 193H126V192H125ZM177 193H178V192H177ZM207 193H208V192H207ZM225 193L227 194L228 192H225ZM233 193H234V192H233ZM236 193H238V192H236ZM239 193H240V192H239ZM91 194H92V193H91ZM91 194H90V195H91ZM100 194H101V193H100ZM104 194H105V193H104ZM106 194H107V193H106ZM108 194H109V192H108ZM108 194H107V195H108ZM111 194H112V193H111ZM163 194H164V193H163ZM184 194H185V193H184ZM221 194H222V193H221ZM230 194H231V193H230ZM242 194H243V193H242ZM244 194H245V193H244ZM15 195H16V194H15ZM56 195H57V197H56ZM90 195H89V196H90ZM98 195H99V194H98ZM98 195H97V196H98ZM125 195H126V194H125ZM125 195H124V196H125ZM127 195H129V193H127ZM166 195H167V194H166ZM202 195H204V194H202ZM209 195H210V194H209ZM209 195L207 196L208 198L210 197ZM223 195H224V194H223ZM232 195H233V194H232ZM238 195H239V194H238ZM246 195H248V194H246ZM64 196H65V195H64ZM86 196H87V195H86ZM97 196H95V198H96ZM99 196H100V195H99ZM102 196H103V195H102ZM116 196H117V195H116ZM175 196H176V194H175ZM193 196H194V195H193ZM104 197H105V195H104ZM118 197H119V196H118ZM121 197H122V196H121ZM161 197H162V196H161ZM217 197H219V196L217 195ZM233 197H234V196H233ZM243 197H244V196H243ZM250 197H251V196H250ZM6 198H7V197H6ZM53 198H52V200L49 199L50 201H52V204L55 203V202H53ZM58 198H59V197H58ZM100 198L102 199L101 196H100ZM100 198H99V199H100ZM181 198H182V197H181ZM204 198H205V197H204ZM210 198H211V197H210ZM210 198H209V199H210ZM240 198H241V197H240ZM244 198H246V196H245ZM244 198H243V199H244ZM18 199H19V198H18ZM108 199H109V198H108ZM131 199H132V198H131ZM211 199H212V198H211ZM243 199H242V200H243ZM49 200H48V201H49ZM84 200H85V199H84ZM204 200H205V199H204ZM206 200H207V199H206ZM246 200H247V199H246ZM54 201H55V200H54ZM57 201H58V200H57ZM62 201H63V200H62ZM62 201H61V202H62ZM101 201H102V200H101ZM142 201H143V200H142ZM200 201H201V203H202L203 200L200 199ZM248 201H249V200H248ZM248 201H247V202H248ZM42 202H43V201H42ZM83 202H84V201H83ZM97 202H98V201H97ZM99 202H100V201H99ZM104 202H106V201H104ZM211 202H212V200H211ZM214 202H215V200H214ZM218 202H219V201H218ZM218 202H217V203H218ZM221 202H222V201H221ZM56 203H57V202H56ZM101 203H102V202H101ZM138 203H140V202H138ZM165 203H166V202H165ZM175 203H176V202H175ZM199 203H200V202H199ZM208 203H209L208 205L210 206V202H209V201H208ZM217 203H216V204H217ZM236 203H238V202H236ZM248 203H249V202H248ZM254 203H255V202H254ZM254 203H253V204H254ZM41 204H42V203H41ZM61 204H62V203H61ZM68 204H69V203H68ZM128 204H129V202H128ZM141 204H142V203H141ZM170 204H171V203H170ZM172 204H173V203H172ZM190 204H191V203H190ZM212 204H213V202H212ZM214 204H215V203H214ZM87 205H88V204H87ZM106 205H107V204H106ZM165 205H166V204H165ZM182 205H183V204H182ZM246 205H247V204H246ZM251 205H252V204H251ZM83 206H84V205H83ZM91 206H92V205H91ZM100 206H103V204H101ZM100 206H99V207H100ZM104 206H105V205H104ZM135 206H137V205H135ZM167 206H168V205H167ZM204 206H205V204H204ZM211 206H212V205H211ZM92 207H93V206H92ZM177 207H178V206H177ZM205 207H206V206H205ZM224 207H225V205H224ZM238 207H239V205L237 206V208H238ZM247 207H248V205H247ZM81 208H82V207H81ZM81 208H80V209H81ZM85 208H86V207H85ZM100 208H101V207H100ZM100 208H99V209H100ZM168 208H169V207H168ZM203 208H204V207H203ZM214 208H215V206H214ZM214 208H213V209H214ZM234 208H235V207H234ZM241 208H243V207H241ZM248 208H249V207H248ZM252 208H253V207H252ZM133 209H134V208H133ZM171 209H172V208H171ZM216 209H217V208H216ZM216 209H214V210H216ZM218 209H219V208H218ZM246 209H247V208H246ZM246 209H245V210H246ZM250 209H251V208H250ZM86 210H87V209H86ZM92 210H93V209H92ZM102 210H103V209H102ZM209 210H210V209H209ZM223 210H224V209H223ZM230 210H231V209H230ZM235 210H236V209H235ZM235 210H233V211H235ZM247 210H248V209H247ZM247 210H246V211H247ZM21 211H22V210H21ZM43 211H44V210H43ZM94 211H95V210H94ZM202 211H203V209H202ZM83 212H84V210H83ZM87 212H88V211H87ZM133 212H134V211H133ZM208 212H209V211H208ZM212 212H214V211H212ZM243 212H244V211H243ZM248 212H249V211H248ZM28 213H29V212H28ZM94 213H95V212H94ZM96 213H97V212H96ZM100 213H101V211H100ZM151 213H152V212H151ZM172 213H173V212H172ZM229 213H230V212H229ZM229 213H228V214H229ZM234 213H235V212H234ZM251 213H252V212H251ZM74 214H75V213H74ZM191 214H192V213H191ZM203 214H204V213H203ZM203 214H202V215H203ZM205 214H206V213H205ZM211 214H212V213H210L209 215H211ZM215 214H216V212H215ZM219 214H220V213H219ZM226 214H227V213H226ZM231 214H232V213H231ZM243 214H244V213H243ZM248 214H249V213H247V215H248ZM50 215H52V214H50ZM79 215H80V214H79ZM93 215H95V214H93ZM100 215H101V214H100ZM212 215H214V214H212ZM223 215H224V214H223ZM233 215H234V214H233ZM241 215H242V214H241ZM247 215H246V216H247ZM59 216H60V215H59ZM97 216H98V215H97ZM191 216H192V215H191ZM203 216H204V215H203ZM227 216H228V215H227ZM227 216H225V217L227 218ZM236 216H237V215H236ZM236 216H235V217H236ZM244 216H245V215H244ZM250 216H251V215H250ZM0 217H1V216H0ZM71 217H72V216H71ZM87 217H88V216H87ZM92 217H93V216H92ZM94 217H95V216H94ZM94 217H93V223H94V220L96 219V218H94ZM161 217H162V216H161ZM171 217H172V215H171ZM204 217H205V216H204ZM225 217H224V218H225ZM230 217H231V216H230ZM235 217H234V218H235ZM82 218H83V217H82ZM243 218H244V217H243ZM243 218H242V219H243ZM245 218H246V217H245ZM247 218H248V217H247ZM46 219H47V218H46ZM77 219H78V217H77ZM97 219H98V222H99L100 219H102V218H98V217H97ZM179 219H180V218H179ZM185 219H186V218H185ZM209 219H210V218H209ZM217 219H218V218H217ZM235 219H236V218H235ZM242 219H241V220H242ZM251 219H252V217H251ZM87 220H88V219H87ZM201 220H202V219H201ZM201 220H200V221H201ZM226 220H227V219H226ZM248 220H250V218H249ZM22 221H23V220H22ZM43 221H44V220H43ZM85 221H86V220H85ZM162 221H163V220H162ZM162 221H161V222H162ZM212 221H214V218L212 219ZM212 221H210V222H212ZM217 221H218V220H217ZM229 221H230V220H229ZM235 221H236V220H235ZM91 222H92V221H91ZM95 222H96V221H95ZM155 222H156V221H155ZM155 222H153V223H155ZM161 222H160V223H161ZM182 222H183V221H182ZM210 222H209V224L211 225ZM223 222H225V221H223ZM226 222H227V221H226ZM237 222L239 223L240 221H237ZM243 222H244V221H243ZM243 222H242V223H243ZM88 223H89V222H88ZM165 223H166V222H165ZM192 223H193V222H192ZM218 223H219V222H218ZM228 223H229V222H228ZM228 223H227V224H228ZM249 223H250V222H249ZM249 223H248V224H249ZM89 224H91V223H89ZM89 224H88V225H89ZM96 224H97V223H96ZM96 224H94V226H95ZM101 224L104 225V223H101ZM156 224H159V223L156 222ZM225 224H226V223H225ZM246 224H247V223H246ZM77 225H78V224H77ZM92 225H93V224H92ZM92 225H91V228H92ZM98 225H99V224H98ZM110 225H111V224H110ZM115 225H116V224H115ZM151 225H152V224H151ZM159 225H160V224H159ZM192 225H193V224H192ZM200 225H201V224H200ZM206 225H207V224L205 223V226H206ZM230 225H233V224H230ZM239 225H240V224H239ZM255 225H256V224H255ZM47 226H48V225H47L46 223H43L42 225L38 226V227H40V228L42 227V228H41V230H42L41 234L38 232V233L40 234V237H41L42 235H43V236H47V234H48V230H49V229H48L49 226H48V227H47ZM50 226H51V225H50ZM222 226H223V225H222ZM256 226H257V225H256ZM258 226H259V225H258ZM38 227H37V228H38ZM80 227H81V226H80ZM99 227H102V226H99ZM99 227H98V229H99ZM167 227H168V226H167ZM175 227H176V226H175ZM175 227H174V228H175ZM185 227H186V226H185ZM203 227H204V226H203ZM207 227H208V226H207ZM219 227H220V226H219ZM219 227H218V228H219ZM223 227H224V226H223ZM223 227H221V228H222V229H227V226H226L225 228H223ZM240 227H241V226H240ZM240 227H239V228H240ZM244 227L246 228V227H248V226L245 225ZM88 228H89V227H88ZM176 228H177V227H176ZM189 228H190V227H189ZM210 228H211V227H210ZM210 228H208V230H209ZM215 228H217V227H215ZM218 228H217V229H218ZM96 229H97V226H96ZM120 229H121V228H120ZM202 229H204V228H202ZM219 229H220V228H219ZM232 229H233V228H232ZM250 229L252 230L253 228H250ZM250 229H249V227H248V230H250ZM38 230H40V229H38ZM51 230H52V229H51ZM99 230H100V232H101V231H103L104 229H103V230L99 229ZM182 230H183V228H182ZM210 230H211V229H210ZM220 230H221V229H220ZM245 230H246V229H245ZM35 231H36V230H35ZM49 231H50V230H49ZM73 231H75V228H74ZM149 231H150V230H149ZM176 231H177V230H176ZM203 231L205 232L206 229L203 230ZM211 231H212V230H211ZM224 231L226 232V230H224ZM243 231H244V230H243ZM50 232H51V231H50ZM59 232H60V231H59ZM88 232H89V231H88ZM152 232H154V231H152ZM204 232H203V233H204ZM227 232H228V231H227ZM248 232H249V231H248ZM90 233H91V232H90ZM150 233H151V232H150ZM219 233H220V232H219ZM233 233H235V231H234ZM239 233H240V231H239ZM239 233H238V234H239ZM253 233H254V230H253ZM96 234H97V232H96ZM98 234H99V233H98ZM142 234H143V233H142ZM205 234H206L207 236H208V234H209V237H210L211 232L208 233V234H207V233H205ZM245 234H246V233H245ZM51 235H52V234H51ZM56 235H57V234H56ZM143 235H144V234H143ZM191 235H192V234H191ZM199 235L201 236V234H199ZM236 235H237V234H236ZM254 235H255V234H254ZM261 235L264 236L263 232H262ZM88 236H89V235H88ZM90 236H92V235H90ZM149 236H150V235H149ZM174 236H175V235H174ZM197 236H198V235H197ZM203 236H205V235H203ZM203 236H202V237H203ZM248 236H249V233H248ZM37 237H38V236H37ZM40 237H39V238H40ZM146 237H147V236H146ZM205 237H206V236H205ZM209 237H206L207 240H204V242L208 241ZM219 237H220V236H219ZM222 237L224 238V232H223V236H222ZM225 237H226V236H225ZM238 237H239V235H238ZM245 237H247V234H246ZM249 237H252V236H249ZM255 237H256V236H255ZM42 238H43V237H42ZM42 238H40V239H42ZM72 238H73V237H72ZM88 238H89V237H87V239H88ZM92 238H93V237H92ZM95 238H96V237H95ZM151 238H152V237H151ZM174 238H175V237H174ZM197 238H198V237H197ZM223 238H222V239H223ZM227 238H228V239H226V240L229 241V237H227ZM247 238H248V237H247ZM256 238H257V237H256ZM40 239H39V240H40ZM45 239H46V238H44L43 240H45ZM47 239H48V238H47ZM51 239H52V238H51ZM53 239L57 241L58 238L56 239V238L53 237ZM53 239H52V240H53ZM61 239H62V242H63V237H61ZM89 239H90V238H89ZM147 239H148V238H147ZM203 239H204V238H203ZM222 239H221V240H222ZM39 240H38V241H39ZM52 240H51V241H52ZM65 240H66V239H64V241H65ZM97 240H98V237H97V239H96V242H97ZM195 240H196V239H195ZM198 240H200V239H198ZM209 240L212 241V238H210ZM230 240H232V238H231ZM240 240H242V239H240ZM240 240L238 239V241H240ZM250 240H252V239H250ZM35 241H36V240H34V243H35ZM38 241H37V242H38ZM40 241H41V240H40ZM51 241H49V242H51ZM59 241H61V240H59ZM77 241H78V240H77ZM93 241H94V240H93ZM142 241H143V240H142ZM142 241H141V242H142ZM173 241H174V240H173ZM200 241H201V240H200ZM202 241H203V240H202ZM228 241H225V242H228ZM242 241H243V240H242ZM245 241H247V240H245V238H244V242H245ZM255 241H256V239H255ZM261 241H262V240H261ZM43 242H45V241H43ZM85 242H86V241H85ZM94 242H95V241H94ZM102 242H103V241H102ZM137 242H138V241H137ZM145 242H146V241H145ZM148 242H149V240H148ZM190 242H191V241H190ZM209 242H210V241H209ZM216 242H217V241H216V239H215L214 243H216ZM229 242H230L229 244H231V241H229ZM235 242H236V241H235ZM248 242H249V241H247L246 243L250 246V244H249ZM262 242H263V241H262ZM262 242H261V243H262ZM53 243H54V242H53ZM64 243H66V242H64ZM139 243H140V242H139ZM200 243H201V242H199V243H197V244H200ZM202 243H203V242H202ZM206 243H207V242H206ZM250 243H251V241H250ZM255 243H256V242H255ZM255 243H254V244H255ZM38 244H39V243H37V245H38ZM43 244H44V243H43ZM45 244H46V243H45ZM51 244H52V243H51ZM55 244H56V242H55ZM58 244L61 245V244H63V243H58ZM193 244H194V243H193ZM197 244H196L195 248H197V246H198ZM221 244H222V243H221ZM224 244H225V243H224ZM241 244H242V243H241ZM244 244H245V243H244ZM247 244H245V245H246V249H247ZM256 244H257V243H256ZM59 245H58V246H59ZM92 245H94V244L92 243ZM143 245H144V244H143ZM177 245H179V244H177ZM191 245H192V244H191ZM206 245H208V244H206ZM217 245H218V244H217ZM245 245H244V246H245ZM51 246H53V245H51ZM54 246H55V245H54ZM61 246H62V245H61ZM90 246H91V245H90ZM90 246H89V247H90ZM99 246H100V245H99ZM145 246H146V245H145ZM183 246H184V245H183ZM188 246H189V245H188ZM188 246H187V247H188ZM193 246H194V245H193ZM236 246H237V245H236ZM249 246H248V248H249ZM40 247H41V246H40ZM55 247H56V249H57V246H55ZM94 247H95V245H94ZM94 247H93V248H94ZM146 247H147V246H146ZM184 247H185V246H184ZM206 247H207V246H206ZM221 247H222V246H221ZM229 247H230V245H229ZM240 247H241V246H240ZM240 247H239V248H240ZM32 248H33V247H32ZM50 248H51V247H50ZM58 248H59V247H58ZM68 248H69V247H68ZM90 248H92V247H90ZM144 248H145V247H144ZM209 248H210V247H208V248H206V249H209ZM215 248H216V247H215ZM28 249H29V248H28ZM34 249H35V248H34ZM56 249H55V251H56ZM65 249H66V247H65ZM70 249H71V248H70ZM141 249H142V248H141ZM163 249H164V248H163ZM201 249H202V248H201ZM210 249H211V248H210ZM213 249H214V248H213ZM256 249H257V248L255 247V251H256ZM51 250H52V249H51ZM68 250H69V249H68ZM99 250H100V248H99ZM204 250H205V249H204ZM211 250H212V249H211ZM30 251H31V250H30ZM34 251H35V250H34ZM49 251H50V249H49ZM57 251H59V249H57ZM65 251H66V250H65ZM65 251H64V252H65ZM90 251H91V250H90ZM192 251H194V250L191 249V252H192ZM236 251L240 253V250L236 249ZM236 251H235V252H236ZM41 252H42V251H41ZM41 252H40V254H41ZM198 252H199V251H198ZM210 252H211V251H210ZM241 252H242V251H241ZM243 252H245V251H243ZM248 252H249V251H248ZM250 252H251V251H250ZM259 252H260V251H259ZM259 252H258V253H259ZM52 253H54V251H53ZM56 253H57V252H56ZM180 253H181V252H180ZM202 253H203V250H202ZM208 253H209V252H208ZM208 253H207V254H208ZM214 253H215V252H214ZM245 253H247V252H245ZM43 254H44V253H42V255H43ZM49 254H50V253H49ZM54 254H55V253H54ZM57 254H58V253H57ZM67 254H68V253H67ZM189 254L191 255V253H189ZM198 254H199V253H198ZM204 254H205V252H204ZM207 254H206V255H207ZM221 254H222V253H221ZM226 254H227V253H226ZM234 254H235V253H234ZM34 255H35V254H34ZM37 255H39V254H37ZM37 255H35V256H37ZM55 255H56V254H55ZM91 255H93V254H91ZM190 255H189V257H190ZM201 255H202V254H201ZM238 255H240V254H238ZM238 255H237V258H238ZM247 255H248V254H247ZM252 255H253V254H252ZM31 256H32V255H31ZM31 256H30V257H31ZM40 256H41V255H40ZM40 256H39V258H40ZM43 256L46 257L45 255H43ZM48 256H49V257H46L45 259H47V258L49 259L50 257H51V258L54 257V256H51V254L48 255ZM197 256H199V255H197ZM212 256H213V254L210 255V257H212ZM222 256H223V255H222ZM224 256H225V250H224ZM234 256H235V255H234ZM240 256H241V255H240ZM244 256H246V255H244ZM258 256H259V255H258ZM262 256H264V255H262ZM262 256H261V257H262ZM186 257H187V256H186ZM192 257H193V256H191V258H192ZM204 257H206V256H204ZM204 257L202 256L203 259H204ZM213 257H214V258H213ZM213 257H212V258L215 259V257H216V253H215V256H213ZM26 258H27V257H26ZM36 258H37V257H36ZM101 258H102V257H101ZM194 258H195V257H194ZM200 258H201V257H200ZM202 258L200 259L201 261L203 260ZM206 258H207V257H206ZM206 258H205V259H206ZM225 258H226V256H225ZM225 258H223V260H225ZM249 258H250V257H249ZM258 258H259V257H258ZM27 259H28V258H27ZM29 259H30V258H29ZM33 259H34V258H33ZM45 259H44V262H45ZM126 259H127V258H126ZM234 259H236V257H235ZM241 259H242V257H241L240 259H238V262H239V260H241ZM244 259H245V258H244ZM250 259H251V258H250ZM262 259H263V258H262ZM35 260H38V259H35ZM35 260H34V261H35ZM49 260H50V259H49ZM49 260H48V261H49ZM62 260H63V259H62ZM101 260H102V259H101ZM208 260H209V259H208ZM215 260H216V259H215ZM246 260H247V259H246ZM246 260H245V261H246ZM259 260H260V259H259ZM46 261H47V260H46ZM48 261H47V262H48ZM68 261H69V260H68ZM91 261H92V260H91ZM129 261H130V260H129ZM189 261H190V260H189ZM194 261H195V260H194ZM211 261H212V260H211ZM216 261H217V260H216ZM225 261H226V260H225ZM242 261H244V260L242 259ZM245 261H244V263H245ZM257 261H258V259H257ZM257 261H255V262L257 263ZM25 262H26V260H25ZM47 262H45V263H47ZM49 262H50V261H49ZM49 262H48V263H49ZM53 262H54V261H53ZM185 262H186V261H185ZM190 262H192V261H190ZM203 262L206 263L207 261L203 260ZM255 262H254V263H255ZM89 263H90V262H89ZM193 263H194V262H192V264H193ZM198 263H200V262H198ZM208 263H209V262H207L206 264H208ZM212 263H213V262H212ZM244 263H243V264H244ZM252 263H253V262H252ZM256 263H255V264H256ZM263 263H264V262L262 261V264H263ZM16 264H17V263H16ZM21 264H23V261H22ZM28 264H29V263H28ZM36 264H37V263H36ZM51 264H52V263H51ZM91 264H92V263H91ZM163 264H164V263H163ZM186 264H188V263L186 262ZM203 264H204V263H203ZM228 264H229V263H228ZM236 264H237V261H236ZM245 264H247V262H246Z\"/></svg>", "mask_w": 264, "mask_h": 264}]
</instances>
